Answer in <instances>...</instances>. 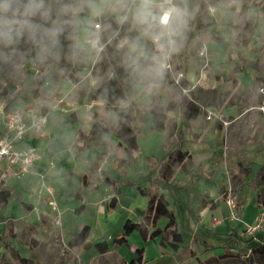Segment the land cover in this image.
<instances>
[{
    "label": "rangeland",
    "instance_id": "obj_1",
    "mask_svg": "<svg viewBox=\"0 0 264 264\" xmlns=\"http://www.w3.org/2000/svg\"><path fill=\"white\" fill-rule=\"evenodd\" d=\"M50 1L0 0V111L33 107L47 112L56 108L49 118L51 132L66 129L76 132L95 123L120 132L126 121L133 130L139 128L145 119H151L142 130H148L150 125L155 128L151 114L153 107L162 104L166 109L173 102L176 109L166 110L165 127L170 147L184 135V131L177 128L175 117L179 113L185 116L187 104L184 101L195 99L201 90L216 89L218 96L207 107L215 113L206 108V122L218 119L228 131L239 134V128L245 127L247 117L261 115L263 135L257 150L264 149V0H233L235 14L220 0H174L173 3L170 0H152L150 14L146 17L140 15L141 1L129 9L128 0H60L55 13ZM167 9H175L168 25L159 22L160 31L156 35L148 33L149 16L159 18ZM129 10L130 16L122 28L130 38L125 47L124 61L128 56L135 58L132 67L136 82L130 91H123L118 104H107L104 99H92L91 96L105 77H115L117 70L104 57L89 75L92 56L87 52L86 41L95 33L93 26L96 22L103 24L99 32L111 33L123 23ZM112 16L116 21L105 24ZM68 25L74 27L72 55L55 49L59 34ZM42 30L49 32L50 45L44 48L38 42ZM4 63H9L7 68L12 67V70L2 78ZM213 69L221 74L218 77L220 84L211 79ZM234 70L240 72L237 77L241 82L230 75ZM210 80H214L217 86L210 88ZM62 108L68 112H63ZM73 115L78 119L75 122L71 119ZM160 133L159 130L150 131L140 137V149L155 148ZM238 139V135L232 138L231 144L237 145ZM170 153L169 160L175 159L177 153L174 150ZM236 171L239 172L237 175ZM241 173L244 176L241 177ZM246 173L247 170L240 171L236 163L232 173L233 194L228 199L234 219L238 218L239 207L236 191H239ZM252 177L254 175L250 179ZM255 177L256 181L248 185L259 188L262 184L261 190L264 191V172ZM14 185L13 181L10 187ZM13 189L14 195L8 205L0 208V264H65L66 261L75 264L78 258L69 251L67 243H63L57 232L50 234V229L59 223L51 224L47 213L42 210L39 209V214L35 210L41 221L36 224L38 230L31 227L15 233L13 228L3 224V218H22L25 210L21 202L30 201L28 195L38 194L40 190L38 184L24 186L23 191L20 184ZM17 191L22 192L21 198ZM262 201L264 205V192ZM188 219L189 216H181L186 240L192 238V233L184 225ZM262 230L263 225L260 224L251 234L247 227L239 232L240 239L212 233L208 239L205 238V245L196 246L198 259L204 262L208 257L230 250L238 254L237 258L211 264H264V242L257 237ZM250 239L254 243L248 245L246 241ZM258 244L261 245L260 252L253 250ZM20 257L27 258L29 262H22ZM195 259L194 264L201 262ZM106 260V264H121L115 258Z\"/></svg>",
    "mask_w": 264,
    "mask_h": 264
},
{
    "label": "crops",
    "instance_id": "obj_2",
    "mask_svg": "<svg viewBox=\"0 0 264 264\" xmlns=\"http://www.w3.org/2000/svg\"><path fill=\"white\" fill-rule=\"evenodd\" d=\"M234 3L232 0L230 5ZM223 4L230 10L231 7ZM234 71L230 75L241 82L237 77L240 72ZM211 76L217 84L221 83L218 78L221 74L214 69ZM215 81H211L210 88L217 86ZM204 114L189 121L179 113L175 116L176 124L177 128L184 131V135L180 136L178 143L168 146L165 127L155 148H145L143 154L145 149H140L138 143V150L132 156L127 154L125 145L121 144L119 132L111 128H108L109 132L103 141L94 140L91 134L94 124L76 132H69L68 129L51 132L48 127L49 136L46 139L28 136L22 146L37 147L42 153V160L31 175L15 181V185L10 188L17 189L18 184L22 191L24 186L38 184L39 187L37 174L45 173L53 161L56 168L47 173V183L56 191L53 199L57 202V209L53 210L48 204L52 198L48 197L46 191L39 190L38 194L28 195L30 201L21 202L25 210L22 218H3V224L13 228L15 233L36 228V224L41 221L35 209H40L47 213L51 224L55 221L59 223L50 229V234L57 232L68 247L77 232L89 227L85 242L73 249L69 247V251L78 258L75 264H102L101 261L106 264L109 257L121 261V264H130L139 249L143 251L142 264H194L195 258H199L196 246L205 245V238L208 239L210 234L231 239L237 236L240 239V231L258 223L263 225V230L257 237L264 241V191L261 190L262 184L259 188L248 185L256 181L255 175L264 167V149L257 150L263 135L261 115L247 117L245 127L239 128L238 134L233 130L228 131L218 119L206 122ZM71 119L73 122L78 120L74 115ZM149 120L145 119L139 128H133L137 141L150 131L157 130L151 125L148 130H142ZM237 135L238 144H231L232 138ZM173 150L177 153L176 157L169 160ZM180 152H188L190 158L180 160ZM236 163L240 171L247 170V175L239 191H236L239 207L238 218L234 219L228 199L233 194L232 173ZM252 175L254 177L250 179ZM240 176L244 175L241 173ZM17 193L21 198L22 192ZM152 197H163L168 202L171 217L155 218L148 209ZM183 215L189 216L184 225L192 233L190 240H186L183 233ZM128 220L146 228L148 239L145 240L139 230H134L126 237L127 242H117L124 237V225ZM158 230L157 236L151 238L150 234ZM175 233H181L185 239L177 251L172 245ZM103 241L107 242L109 251L100 254L94 246Z\"/></svg>",
    "mask_w": 264,
    "mask_h": 264
},
{
    "label": "trees",
    "instance_id": "obj_3",
    "mask_svg": "<svg viewBox=\"0 0 264 264\" xmlns=\"http://www.w3.org/2000/svg\"><path fill=\"white\" fill-rule=\"evenodd\" d=\"M232 0H220L221 3H225L226 6H231V10H233L234 13V7L231 4ZM60 0H52L50 1L51 9L54 8L53 13L57 12V9H55V6L59 4ZM235 14V13H234ZM237 15H234L236 17ZM109 22L116 21V17L112 16L108 20L105 21V24ZM74 27L69 26L67 29H63L61 33L59 34V40L57 45L55 46V49L63 50L66 54L72 55L73 54V47H72V31ZM147 32L151 33L153 35H156L160 31V23L159 18L155 15L149 16V23L147 24ZM125 34V33H123ZM107 35L104 36L106 38ZM38 42H40L44 47H48L50 45L49 43V32L47 31H40L38 35ZM20 57V55H17ZM125 49H117L115 45H111L108 49V57L106 58V62L109 63V65H112L117 70V75L112 78L105 77V80L100 84L98 89L96 90V93L92 94L91 98H101L104 99L107 104H113L116 105L119 102V99L122 96L123 91H130L135 82V70L132 67V62L135 58L133 56H128V58L125 60ZM17 57V58H19ZM70 67L72 66V63H69ZM9 63H4V69H3V77L11 72V68H7ZM121 83H123L121 85ZM123 86V88H122ZM218 96L216 89H205L201 90L200 93L196 96L193 100H185L184 103L187 104V107L185 109V117L187 120L192 121L195 120L199 115L205 112V109L212 105V102L214 99H216ZM176 109V105H174L173 102H170L166 109L162 106V104H157L153 107L151 114H152V121L155 125V129L157 130H164L166 126V110L172 111ZM109 132L108 127H100L98 123H95L91 128V134L92 138L96 141H103L107 134ZM120 140L121 144L125 145V150L129 156H132V153L136 150H138V141L137 136L134 134L132 128L130 127V124L128 121L122 124L120 128ZM180 160H185L186 158H190V155L188 152H180L179 156ZM261 173L264 172V167L260 171ZM13 196V190L11 188L8 189H2L0 190V208L3 206H6L9 203V200ZM150 212H153L155 215V218L161 217V216H170L172 215L171 211L168 209V202L163 197H152V199L149 202L148 207ZM172 223V222H171ZM170 223V224H171ZM134 230H139L142 237L146 240L149 237V232L146 228H144L141 224L134 223L130 220H128L124 225V237L122 239L117 240V242H127L126 237L129 236ZM159 233L158 231L152 232L150 234V237L153 238L157 236ZM89 234V227H86L81 232H77L69 242V247L71 249L82 245L87 236ZM262 241V240H261ZM248 245L251 243H254L253 239L246 241ZM264 242V241H263ZM185 243V239L181 233H175L172 245L174 250H179V248L182 246L181 244ZM164 244V242H162ZM96 250L100 254H105L109 251L107 242H98L94 246ZM253 250L260 252L261 251V245L258 244V246L253 247ZM238 254L228 250L226 253L218 255V256H211L206 259L204 262H200L199 264H211L212 262H221L226 260H232L234 258H237ZM21 258V257H20ZM22 262H29L27 258H21ZM143 262V251L137 250L136 251V258L130 263V264H142Z\"/></svg>",
    "mask_w": 264,
    "mask_h": 264
},
{
    "label": "built area",
    "instance_id": "obj_4",
    "mask_svg": "<svg viewBox=\"0 0 264 264\" xmlns=\"http://www.w3.org/2000/svg\"><path fill=\"white\" fill-rule=\"evenodd\" d=\"M141 0H128L127 7L132 9ZM174 0H170L173 3ZM130 10L127 12L123 23L115 27L114 30L106 34H102L99 30L103 29L101 22H96L93 26V35L88 37L86 44L88 46L87 52L92 56L91 64L89 66L91 75L94 67L104 57H108V49L111 45H115L117 49H125L130 38L123 34V25L128 20ZM125 21V22H124ZM160 22V20H159ZM170 22V19L168 23ZM161 23V22H160ZM162 24V25H168ZM107 35L106 38L104 36ZM264 92V88H262ZM56 108H51L47 112L40 109L28 107L22 109H3L1 111L3 131L0 132V190L10 188L11 183L18 180H23L26 176L33 173L36 165L42 160V153L35 146H22V143L28 136L38 139H46L49 136V118ZM63 112H68L67 109L62 108ZM56 168V164L51 161L45 173H38L39 189L44 190L48 197V204L57 209V202L53 199L55 197V189L47 183V173ZM37 213L39 214V209ZM260 227V224L249 226L248 232L254 234Z\"/></svg>",
    "mask_w": 264,
    "mask_h": 264
},
{
    "label": "clouds",
    "instance_id": "obj_5",
    "mask_svg": "<svg viewBox=\"0 0 264 264\" xmlns=\"http://www.w3.org/2000/svg\"><path fill=\"white\" fill-rule=\"evenodd\" d=\"M152 4V0H141V8H140V15L141 16H147L150 14V6ZM173 11L175 9H167L162 12V14L159 17V20L162 24H167L169 19L172 16Z\"/></svg>",
    "mask_w": 264,
    "mask_h": 264
}]
</instances>
